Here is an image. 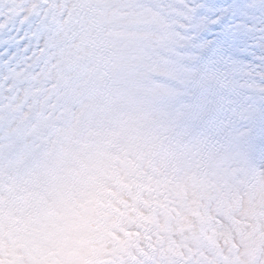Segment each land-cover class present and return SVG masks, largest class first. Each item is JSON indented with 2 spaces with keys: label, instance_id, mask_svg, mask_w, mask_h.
Wrapping results in <instances>:
<instances>
[{
  "label": "clouds",
  "instance_id": "obj_1",
  "mask_svg": "<svg viewBox=\"0 0 264 264\" xmlns=\"http://www.w3.org/2000/svg\"><path fill=\"white\" fill-rule=\"evenodd\" d=\"M189 0H0V264H264V47L215 61Z\"/></svg>",
  "mask_w": 264,
  "mask_h": 264
},
{
  "label": "rangeland",
  "instance_id": "obj_2",
  "mask_svg": "<svg viewBox=\"0 0 264 264\" xmlns=\"http://www.w3.org/2000/svg\"><path fill=\"white\" fill-rule=\"evenodd\" d=\"M190 3L193 0H189ZM241 16L239 29L244 33L245 59L250 63L260 62L261 48L264 47V0H245L243 8L239 7ZM250 44V47L247 46ZM231 55L228 60H232ZM224 63V62H223Z\"/></svg>",
  "mask_w": 264,
  "mask_h": 264
}]
</instances>
